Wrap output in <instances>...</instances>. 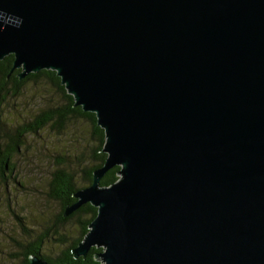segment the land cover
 Listing matches in <instances>:
<instances>
[{"label": "water", "instance_id": "95a60500", "mask_svg": "<svg viewBox=\"0 0 264 264\" xmlns=\"http://www.w3.org/2000/svg\"><path fill=\"white\" fill-rule=\"evenodd\" d=\"M8 56L20 80L55 72L104 131L64 212L97 209L75 259L264 264V0H0Z\"/></svg>", "mask_w": 264, "mask_h": 264}, {"label": "rangeland", "instance_id": "374dc122", "mask_svg": "<svg viewBox=\"0 0 264 264\" xmlns=\"http://www.w3.org/2000/svg\"><path fill=\"white\" fill-rule=\"evenodd\" d=\"M66 98L46 77L28 82L18 95H9L0 106L7 129L28 123L43 111L63 108ZM91 123L71 117L60 129L51 123L37 134L27 135L25 144L12 160L14 172L6 182L0 177V264H19V244L49 235L42 253L55 255L60 239L79 237L78 217L58 222L60 204L49 197L53 173L60 168L75 174L83 187V171L95 164L98 146Z\"/></svg>", "mask_w": 264, "mask_h": 264}, {"label": "trees", "instance_id": "16d2710c", "mask_svg": "<svg viewBox=\"0 0 264 264\" xmlns=\"http://www.w3.org/2000/svg\"><path fill=\"white\" fill-rule=\"evenodd\" d=\"M13 60V56H8L3 61H0V106L6 101L9 95H18L22 87L28 82L37 81L42 77H46L53 83L66 98L67 104L63 108H53L43 111L36 115L32 121L18 125L13 130L6 128L0 112V177L5 182L11 178L14 172L12 160L23 148L26 136L37 134L51 123L56 124L61 129L65 121L71 117L87 119L91 123L93 134L99 143L92 151L95 164L83 171V187L77 186L75 174L64 168L57 169L53 173L49 185V197L58 202L61 207L58 215V222L65 223L78 217L79 237L71 241H69V238L64 237L60 239L61 246L63 247L52 256L42 253L44 244L49 239L48 234L37 236L31 240L20 243L19 251L16 255L20 260L19 264H29L30 258L33 256L45 260L48 264H102L100 259L97 258L102 252V249L92 248L85 258L80 257L78 259H75L72 253L73 249L79 245L89 232V226L97 216V209L90 204H86L68 217H64V212L68 206L76 202L74 194L78 190L90 186L92 184L93 172L104 165L106 160V155L102 152L105 143L104 131L97 125L94 114L84 113L80 107H74L73 97L67 94L55 72L40 71L39 73L30 74L25 79L20 80L18 78L20 70H15L10 74ZM120 169V167H114L108 171L101 179L100 186L108 187L118 181Z\"/></svg>", "mask_w": 264, "mask_h": 264}]
</instances>
